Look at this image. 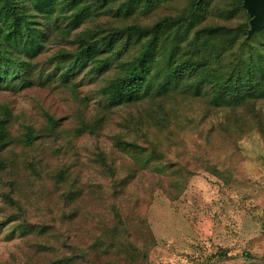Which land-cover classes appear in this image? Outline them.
I'll list each match as a JSON object with an SVG mask.
<instances>
[{
  "label": "rangeland",
  "instance_id": "374dc122",
  "mask_svg": "<svg viewBox=\"0 0 264 264\" xmlns=\"http://www.w3.org/2000/svg\"><path fill=\"white\" fill-rule=\"evenodd\" d=\"M187 2L165 0L152 11L136 16L152 22L162 15L180 12ZM36 19L42 30L41 45L31 55L22 54L30 65L22 74L16 69L19 75H11L7 86L0 88V114L6 109L11 113L13 142L6 155L13 160L15 152L20 158L15 161L25 158L37 168L34 172L20 165L19 171L0 173V264H38L61 251L46 234L41 241L50 249L36 253L33 245L40 237L22 231L19 220L10 218L20 209L7 203L2 195L12 188L9 184L14 177L17 188L13 195L24 209L26 221L59 226L64 212L74 213L69 231L74 244L98 237L101 227L111 223L113 207L117 206L128 216L138 211L146 216L154 238L147 251L148 264H264V138L255 128L256 122L247 119L245 123H250L252 129L231 138L214 131L224 121L221 113L215 111L216 116L203 121L209 112L205 104L184 102L181 96L167 101L170 122L153 116L143 126L164 160L186 171L173 172L174 168L166 164L169 168L163 178L173 181L188 177L189 160L197 170L186 177L175 199L160 188L156 181L159 175L148 171L137 173L129 186L120 188L118 183L132 172L135 162L116 146V140L122 137L147 145L136 127L138 113L147 103L107 111L109 99L102 95L101 88L115 76L116 62L97 73L82 63L64 77L67 64L58 58L62 51L76 47L72 43L75 34L90 24L79 26L66 37L58 29L67 25L66 19L46 21L40 15ZM97 20L108 23L115 19L106 12ZM48 116L57 120L54 136H45L49 134L45 130ZM97 116L105 119L104 124L95 133L84 129L81 122L85 119L91 123ZM27 127H32L36 135L30 148L21 141ZM100 153L107 165L100 162ZM200 159L209 160L218 169L200 167ZM109 167L113 173L106 170ZM60 171H68L76 177V185L84 188V194L75 197L74 202L65 198L69 186L59 187L53 179ZM115 184L117 204L113 203ZM144 191L151 196L146 203L138 201ZM131 230L137 235L138 230Z\"/></svg>",
  "mask_w": 264,
  "mask_h": 264
},
{
  "label": "trees",
  "instance_id": "16d2710c",
  "mask_svg": "<svg viewBox=\"0 0 264 264\" xmlns=\"http://www.w3.org/2000/svg\"><path fill=\"white\" fill-rule=\"evenodd\" d=\"M162 1L165 0H0V88L7 86L11 75H19L16 69L22 74L30 65L31 61L22 54L31 55L41 45L38 15L46 21L66 19L67 25L58 27L66 37L89 23L90 26L75 34L72 43L76 47L62 51L58 57L67 64L63 76L82 63L97 73L103 66L116 62L115 76L101 88L102 95L109 99L107 111L121 105L133 107L147 103L145 110L138 113L136 123L147 145L122 137L116 140V146L135 162L132 172L121 179L118 187L129 186L137 173L148 171L159 175L156 181L160 188L175 199L187 175L183 179L167 180L168 185L163 176L167 175V165L174 168L173 172L185 170L164 160L157 143L143 126L149 124L153 116L170 122L169 108L165 104L181 96L184 102L190 100L206 105L209 112L204 114L203 121L216 116L215 111L222 114L224 121H220V128L212 126L214 131L231 138L241 137L252 129L250 123H245L248 119L256 122L255 128L264 138V27L250 32L252 16L244 7V0H188L180 12L162 15L152 22H143L136 16L152 11ZM106 12L112 13L113 22L97 20ZM170 113L175 115L172 109ZM10 119L7 109L0 114V173L19 171L20 165L35 172L36 164L32 161L25 158L15 161L20 159L15 152L13 160L6 155L13 142ZM103 122L105 119L100 116L91 123L85 119L81 123L84 129L95 133ZM56 123V119L48 116L45 130L49 134L45 136L56 135ZM27 129L21 141L30 148L36 135L32 127ZM207 138L210 140V135ZM98 156L100 162L107 165L105 156L101 153ZM194 156L197 154L191 157ZM210 163L200 159L198 164L218 169ZM188 169L191 170L188 177L197 170L193 160H189ZM106 170L113 173L114 169ZM37 175L42 179L41 174ZM75 178L68 171L53 176L59 187L69 186L65 194L68 202L84 194V188L76 185ZM16 180L14 177L10 181L13 189L2 195L7 203L22 210L10 218L19 220L22 231L40 237L33 245L36 253L50 249L41 241L46 234L52 236L61 250L55 257L38 264H148L147 251L154 238L144 213L138 211L128 216L121 207L115 206L111 223L101 227L98 237L77 245L69 234L75 221L73 212H64L59 226L26 221L25 211L13 195ZM116 196L117 184L114 186L115 204ZM150 197L144 191L138 201L146 203ZM131 229L138 230L137 235Z\"/></svg>",
  "mask_w": 264,
  "mask_h": 264
},
{
  "label": "water",
  "instance_id": "95a60500",
  "mask_svg": "<svg viewBox=\"0 0 264 264\" xmlns=\"http://www.w3.org/2000/svg\"><path fill=\"white\" fill-rule=\"evenodd\" d=\"M244 7L252 16L250 32L261 30L264 27V0H244Z\"/></svg>",
  "mask_w": 264,
  "mask_h": 264
}]
</instances>
